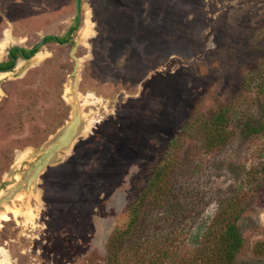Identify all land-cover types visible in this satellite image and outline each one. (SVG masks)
<instances>
[{"label": "rangeland", "instance_id": "374dc122", "mask_svg": "<svg viewBox=\"0 0 264 264\" xmlns=\"http://www.w3.org/2000/svg\"><path fill=\"white\" fill-rule=\"evenodd\" d=\"M80 12L78 24L74 0H0V63L68 37L0 72V196L19 184L0 204V259L106 264L109 236L168 160L178 208L150 206L151 241L119 264L190 262L229 199L243 208L237 263L264 264V0H80ZM74 106L73 141L27 182ZM220 108L230 138L210 149L201 124Z\"/></svg>", "mask_w": 264, "mask_h": 264}, {"label": "trees", "instance_id": "16d2710c", "mask_svg": "<svg viewBox=\"0 0 264 264\" xmlns=\"http://www.w3.org/2000/svg\"><path fill=\"white\" fill-rule=\"evenodd\" d=\"M70 31L71 29L69 33ZM67 38L47 35L44 38V42L56 41L61 43L66 41ZM17 50L18 47L16 46L11 49L13 57L16 56ZM21 50L25 55H28L29 51ZM36 50L34 48L29 53L33 54ZM12 65L13 61L1 62L0 71L10 69ZM227 112V109L220 108L209 120L201 124V130L204 134V145L207 148H219L226 145L229 141L230 133L227 128ZM167 161L165 160L156 168L141 194L128 205L126 222L116 227L109 236L106 246V264H119L120 255L126 250L137 253L139 248L144 247L145 244L151 241L152 237L146 235L148 224H151V220H147V212L150 206L153 209L155 208V210L156 207H165L167 215H174V208H178V206L175 203H168L172 189L170 186V165ZM242 209L241 202L235 199H229L226 205L220 206L210 227L201 238L196 256L190 262L181 264H238L236 258L243 244V236L237 221L240 218V210ZM156 211L158 212V210ZM159 213H164V210ZM156 222L157 218L155 221L153 219L152 225ZM153 240H159V237L153 236ZM143 253H140V257H142ZM160 254L162 258L167 257L165 251L160 252ZM147 264L162 263L153 260Z\"/></svg>", "mask_w": 264, "mask_h": 264}, {"label": "water", "instance_id": "95a60500", "mask_svg": "<svg viewBox=\"0 0 264 264\" xmlns=\"http://www.w3.org/2000/svg\"><path fill=\"white\" fill-rule=\"evenodd\" d=\"M74 8L76 18L78 20V24L80 22V0H74ZM74 31V30H73ZM72 31V32H73ZM44 38L42 37L39 43L35 47H40L44 44ZM19 53L22 54V51L19 50ZM30 58V57H29ZM22 59L26 60L24 56ZM75 65H77V61L75 60ZM74 115L73 118L60 130V132L53 138L52 141L46 144L45 148L42 150L40 157L38 160L34 162V164L30 167V175L27 178V182L30 183L32 178H36L38 174L42 171V169L54 158L56 152L61 148L68 147L73 141L74 136L78 131V126L80 122V116L77 111V107L74 106ZM19 187V184L15 185L12 190L7 195L0 196V204L2 201L10 198L11 195L14 194L16 189Z\"/></svg>", "mask_w": 264, "mask_h": 264}, {"label": "flooded vegetation", "instance_id": "af4514ba", "mask_svg": "<svg viewBox=\"0 0 264 264\" xmlns=\"http://www.w3.org/2000/svg\"><path fill=\"white\" fill-rule=\"evenodd\" d=\"M54 42H56V41H54ZM64 42H67V40L64 41ZM64 42H61V43L56 42V43H58V44H63ZM12 48H13V47L9 48V50H8V58H7V61H13V65H12V67H11L10 69H7V70H11V69L13 68V66H14V64H15V62H16V60H17L18 58H22L23 56H24L25 58H29V57H31L32 54L29 53V52H30L32 49L36 48V47L33 46V48H30V49L28 50V51H29V52H28V55H25V53L21 50L22 48H18L15 57H13L12 54H11V49H12ZM19 50L22 51V54L19 53ZM7 70L0 71V72H5V71H7Z\"/></svg>", "mask_w": 264, "mask_h": 264}, {"label": "bare ground", "instance_id": "6f19581e", "mask_svg": "<svg viewBox=\"0 0 264 264\" xmlns=\"http://www.w3.org/2000/svg\"><path fill=\"white\" fill-rule=\"evenodd\" d=\"M86 29H84L83 30V33H84V31H85ZM74 104V103H73ZM8 194V193H7ZM7 194H4V195H7ZM4 195H2V196H4ZM13 212H14V214H17V212H18V210H13ZM26 216L27 217H31L32 216V214H30L29 213V211L26 213ZM0 217H2L1 215H0ZM3 218V217H2ZM0 264H11V262L9 261V259H8V257L6 256V255H4L1 259H0Z\"/></svg>", "mask_w": 264, "mask_h": 264}]
</instances>
